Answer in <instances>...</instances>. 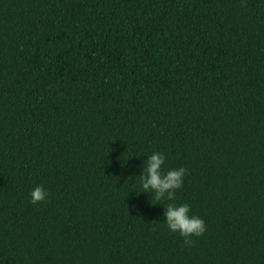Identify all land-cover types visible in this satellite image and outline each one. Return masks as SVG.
I'll return each mask as SVG.
<instances>
[{"label": "trees", "instance_id": "obj_1", "mask_svg": "<svg viewBox=\"0 0 264 264\" xmlns=\"http://www.w3.org/2000/svg\"><path fill=\"white\" fill-rule=\"evenodd\" d=\"M0 264H264V0H0Z\"/></svg>", "mask_w": 264, "mask_h": 264}, {"label": "clouds", "instance_id": "obj_2", "mask_svg": "<svg viewBox=\"0 0 264 264\" xmlns=\"http://www.w3.org/2000/svg\"><path fill=\"white\" fill-rule=\"evenodd\" d=\"M165 155L154 151L146 156L139 173V185L141 192L149 193L156 201L167 200L169 203L163 205V223L170 232L178 233L184 237V243L189 244L190 237L200 236L205 231L203 219L197 215H190V205L187 203L175 204V191L182 186L186 169L178 168L164 169ZM140 192V193H141ZM30 202L47 199L48 192L41 185H36L30 192Z\"/></svg>", "mask_w": 264, "mask_h": 264}]
</instances>
